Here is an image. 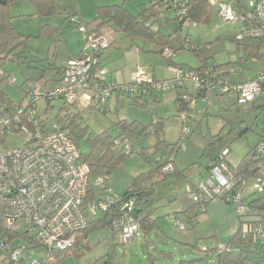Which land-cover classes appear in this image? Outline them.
<instances>
[{
    "label": "built area",
    "instance_id": "built-area-1",
    "mask_svg": "<svg viewBox=\"0 0 264 264\" xmlns=\"http://www.w3.org/2000/svg\"><path fill=\"white\" fill-rule=\"evenodd\" d=\"M209 2L222 22L238 25L236 42L264 39V0ZM151 4L158 10L162 23L179 27V31L171 35L173 40L183 39L178 33L199 27L200 23L192 18L191 0H152ZM72 23L82 35L86 53L68 62L57 79L29 81L25 89V106H9L0 101V142L15 134L27 138L24 146L0 153V264H29L28 259L39 249L44 250L46 258L34 260L31 264H54L56 255L71 249L77 234L86 230L91 220L120 200L114 190L106 187L109 180L106 176L94 182L103 195L85 205L90 167L83 161L71 130L64 129L56 118L44 119L40 115V102L62 101L73 112H80L93 103L103 107L115 97H120V101L131 99L151 103L161 94L179 92L181 108L177 117L182 126L181 134L173 152L157 159L158 163L164 164L163 173H170L175 170L176 154L185 149V143L192 134L190 113L199 101L210 106L213 94L219 97L233 95L239 105H249L264 98V70L253 79L238 84L228 78L237 70L226 69L220 73L217 66L200 70L177 67L173 71L175 76L166 81L144 72L137 73L128 83L108 81L100 56L109 48L108 37L89 35L87 26L78 17H74ZM183 48L194 50L196 47L187 41ZM161 53L166 59L175 54L170 46H164ZM0 75L4 76L2 71ZM6 81L16 84L11 76ZM187 84H191L198 97L184 92ZM262 119L264 122V110ZM116 145L127 153L133 150L126 137L118 139ZM228 151L211 165L210 177L200 181L195 188L186 187V193L192 204L223 200L236 205L238 215L245 216L248 212L246 191L264 195V130L258 145L249 155L250 160L256 161L257 175L254 178L239 174L229 164ZM135 203L134 198H129L121 208V217L111 226V231L124 245L131 244L139 234L140 223L134 215ZM172 219L175 228L185 229L175 216ZM18 224L22 229L20 233L13 230ZM243 232L253 234L255 241L263 240L264 224L259 223L255 227L246 224ZM11 235L14 239H9ZM202 249L210 252L207 248ZM216 250L219 254L237 251L225 244L218 245Z\"/></svg>",
    "mask_w": 264,
    "mask_h": 264
},
{
    "label": "rangeland",
    "instance_id": "rangeland-1",
    "mask_svg": "<svg viewBox=\"0 0 264 264\" xmlns=\"http://www.w3.org/2000/svg\"><path fill=\"white\" fill-rule=\"evenodd\" d=\"M149 1L55 0V15L47 20L36 15L35 7L28 0L11 1L10 15L13 18V25L22 35L29 38L28 52L22 65L9 63L3 67L16 80V84L12 85L5 80L0 83V91L7 96L13 106H25V83L42 77V80H45L52 75L49 69L46 70L45 76H42L41 71L42 64L48 62L50 46H52L51 57L56 54L59 64L70 55L76 56L82 50L83 53L85 52V42L82 40L80 31L77 28H71V21L62 24L67 17L70 18L79 12L84 22L91 23L96 17L98 7L122 4L131 14L138 15L142 9H148ZM149 24L151 31L157 35L154 38L127 37L121 39L118 49L112 47L110 41L112 38H107L111 52L107 55L109 58L105 62L114 69L119 68V75L114 77L115 81L122 83L123 74L130 78V74L136 75L140 72L151 74L157 77V80L166 81L172 77L177 67L198 70L207 62L209 67L217 66L220 73L226 69H243L246 77L264 70V62L253 58H249L246 64L239 65L243 51L235 41L238 25L222 22L217 15L209 24L200 23L197 29L188 28L178 33L183 36L181 40H173L170 37L179 31L178 26L161 25L160 22H153V20ZM43 25L62 26L61 32L52 39H38L36 37ZM111 26L101 30L100 34L105 36L111 30L115 33ZM119 33L122 38L124 35ZM187 41L195 47L204 45L202 54L182 48L181 45L185 46ZM166 45L175 52L171 59H166L161 53ZM208 46L209 49H207ZM44 67H49V64L47 63ZM106 77L110 81L108 72ZM24 84L25 88L22 89ZM176 95L175 91H170L164 102L158 104L136 102L131 99L118 101V103L113 98V103H107L106 107L100 106L103 111L106 110V113L99 111L97 105L88 112L86 111L89 108L80 111L85 112L82 115L84 114L85 124L90 131L97 134L107 132L116 138L120 133L118 124L123 121L138 122L141 128H146L148 133H151L143 137L135 134L131 138L134 152L117 166L112 178L106 182V187L114 190L117 195H124L137 177L153 168L157 157L165 153L168 146L169 153L173 150L181 130V123L175 113L174 96ZM211 97L213 103L209 107V116L202 118L203 122L199 124L190 121L193 131L186 141V152L181 151L175 159V166L181 175L184 174L183 177L171 178L156 188L151 213L153 219L158 220L159 229L156 234L159 237H156L155 233L152 234L153 244L151 250L148 248L153 262L142 249V233H139L131 244L124 245L107 229L95 231L91 235H86L84 231L79 232L75 248L70 254L67 250L55 258L58 261L57 264H105L106 262L110 264H218L217 255L220 254L216 251L215 255H209L210 252H204L202 248L212 251L220 244L227 245L231 242L238 228L236 205L227 204L223 200L217 201L208 207V214L203 213L198 217L193 227L187 219L180 218L184 230L174 228L171 217L192 205L186 193L187 184L197 183L201 176L208 178L207 164L220 156L224 149H230L228 162L237 167L256 148L264 130L261 109L264 103L258 100L249 105H239L234 96L226 95L223 99L215 98L214 95ZM63 105L62 101H42L38 104V110L44 119L50 116L56 118L61 114ZM74 114L77 112L74 111ZM160 121H164L165 127L160 124L163 123ZM239 128L247 129L246 133L239 136L237 133ZM26 143L25 136L15 134L4 142H0V153L20 148ZM80 149L82 153H89L90 147L85 140L81 141ZM143 152L145 155L142 156ZM144 156L149 160H146ZM247 192L248 190L246 194ZM13 230L18 233L22 231L19 224ZM42 257L46 258L44 250H36L28 259V263L31 264Z\"/></svg>",
    "mask_w": 264,
    "mask_h": 264
},
{
    "label": "trees",
    "instance_id": "trees-1",
    "mask_svg": "<svg viewBox=\"0 0 264 264\" xmlns=\"http://www.w3.org/2000/svg\"><path fill=\"white\" fill-rule=\"evenodd\" d=\"M11 1L13 0H6V5L0 4V71H2L4 74V76L0 75V83L5 81L7 77L11 76L4 70L3 67L9 63H17L18 66L22 65L23 61L27 58L28 52L29 38L22 35L13 25V18L10 15ZM28 1L31 2L35 7L36 15L42 17L43 19L54 17L55 0ZM151 3L152 0L149 1L148 9H142L138 15L131 14L123 4L120 6H102L97 8L96 17L91 23L84 22L81 14L77 12L70 18L67 17L62 24L64 25L65 23L71 21V28H76V26L72 23V19L74 17H78L87 26V33L89 35L95 34L98 36L100 35L101 30L112 25L119 32L125 35L126 38H154L157 35L151 31L149 24L150 21L153 20V22H160L161 25L165 24L160 21L158 10L153 8ZM191 3L192 18L195 21L209 24V22L215 17L216 13L210 5L209 0H191ZM61 28L62 26L52 27L49 25H43L36 38L52 39L53 37L60 34ZM236 43L241 46L243 51V56L238 62L239 65L242 66L246 64L249 58H253L255 60L258 59V61L264 62V39H249L243 43ZM181 46L183 48V45ZM192 51L199 52L196 48ZM208 66L209 63L203 65V67ZM177 100L179 101V99ZM0 101L7 103L9 106H13L12 102L7 99V96L2 91H0ZM94 106H96L99 111L106 113V110L103 111L100 105L94 103L86 112L94 109ZM180 108L181 106L179 104L178 110H180ZM261 109L264 110V105L261 107ZM82 113L85 114V112H77V114H74L71 109L63 105L61 114L64 115L60 114L57 116L56 121L64 129L67 128L71 130V135L78 144L79 148L80 143L83 140H85L90 147L89 153L81 152L83 161L86 162L90 167L89 184L85 198L86 205L97 200V198L103 195V191L95 185V180L97 178L106 176L110 180L117 166L134 152L132 150L127 153L123 148H119L116 145V141L122 137H126L131 142V138L134 137L135 134H139V136L143 137L151 135V133H148L146 128H141L138 122L127 123L123 121L118 124L120 133L116 138L112 137L107 132L97 134L90 131L89 127L85 124V117L84 114L82 115ZM160 124L164 126L163 123ZM239 129V131L237 130L239 136L244 135L247 131V129ZM161 143L162 142H160V144ZM167 148L168 149H166V152L161 154L160 157L167 154L169 146ZM250 153L235 168L239 174H243L249 178H254L257 175L255 170L256 161L249 159ZM143 155H145V152H143L142 156ZM144 157L146 160H149L148 157ZM163 168L164 164H160L156 160L153 168L137 177L124 195H118L120 200L117 201L116 204H114L107 212L101 213L98 218L89 222L88 227L86 230H84L86 235H91L93 232L100 230L108 229L111 231L113 222L122 215V206L129 201V198H134L136 202L134 206V215L140 223L139 233L143 234V240H145L143 241V251L150 261L153 262L148 250V243L150 241L151 235L156 233L159 229L158 220L153 219L151 213L152 204L156 195V188L171 178L181 179L184 175H181L180 171L176 167L174 172L170 173H163ZM190 186L195 188L194 184H190ZM248 199L250 200L248 201ZM248 199V212L245 216H237L239 223L238 228L231 239V242L227 244L228 246H232L233 248L237 249V251L223 253L217 256L219 259V264H264V238L263 240L255 241L253 234L247 235L243 232V226L245 223L251 224L252 227L257 226L259 223L264 224V195L253 194ZM208 207L209 203H205L203 205L192 204V206H190L188 209L182 211L181 215L185 216V218L193 227L194 224H196L198 217L203 213H207ZM178 215H172V223L174 222L172 219L173 216L179 220ZM2 236H4V234ZM8 237L9 239H14L13 235ZM77 241L78 238L73 247L68 250V254H70L71 250L75 248ZM216 251L217 250L214 249L210 251V254L215 255ZM60 254H57L56 258H58ZM57 263L58 261L54 262V264ZM106 264L110 263L106 262Z\"/></svg>",
    "mask_w": 264,
    "mask_h": 264
},
{
    "label": "crops",
    "instance_id": "crops-1",
    "mask_svg": "<svg viewBox=\"0 0 264 264\" xmlns=\"http://www.w3.org/2000/svg\"><path fill=\"white\" fill-rule=\"evenodd\" d=\"M47 20V19H46ZM106 28H108V27H106ZM110 28V27H109ZM111 28L115 31V33H112L111 34V32H108V33H106L105 35L107 36L109 33H110V35H108L107 37L108 38H112L110 41H111V43H112V47L114 46V49H118V48H120L119 46H118V44L121 42V39H125L126 37H125V35L121 38V34L119 33V31L117 30V29H115L113 26H111ZM105 29V28H104ZM171 37V36H170ZM83 40V39H82ZM59 42V41H58ZM201 45V44H200ZM204 47V45L203 46H196V49L199 51V53L200 54H202V48ZM110 48H108L107 50L105 49V50H103V52H101V54H100V56H101V62H102V64H101V66L103 67V68H105L106 70H107V72H108V74H109V78H110V80H116V79H114V77L115 76H118L119 74H118V72H119V68H117V67H115V69L114 68H112V66H109L108 65V63H106L105 62V60H107L108 58H109V56L107 57V55L111 52V50H109ZM207 49H209V46L207 47ZM52 46H50V49H49V52H48V64H49V67H44L47 63H43L42 65H43V68H41V71H42V76H45V73H46V70L47 69H49L51 72H52V75L50 76V77H48L47 79H57L59 76H60V74H61V70H62V68L67 64V62L68 61H72V59L73 60H75V59H77V58H80L82 55H83V50L79 53V54H77L76 56H74V55H70L65 61H62L61 62V64H59V62H58V56H56V54L55 55H53V57H51V55H52ZM75 54V53H74ZM74 56V57H73ZM103 56V57H102ZM104 57H106L104 60H103V58ZM45 61H47V59L45 60ZM208 63V62H207ZM206 63V64H207ZM205 64V65H206ZM201 68H203V66L201 67ZM200 68V69H201ZM43 69V70H42ZM200 69H198V70H200ZM241 71L239 72V69L236 71V72H234V74H231V75H229L228 76V78H229V81L230 82H232V83H235V84H238V83H240V82H243V81H247V80H250V79H253L255 76H256V74L259 72V71H261V70H259V71H257L256 73H254V74H252V75H250V76H248V77H246L245 75H244V71H243V69H240ZM263 70V69H262ZM112 71V72H111ZM123 76H124V79H123V82L122 83H125V82H131L132 80H133V78H134V76H135V74H133V75H131L130 74V78H128V77H126L124 74H123ZM175 75H174V73H172V77L170 78V79H172L173 77H174ZM43 78V77H42ZM42 78H38V79H35V80H39V79H42ZM107 78V77H106ZM126 78H128V80H126ZM154 78H156L157 79V77H155L154 76ZM169 79V80H170ZM30 81H33V79H31ZM118 82V81H117ZM28 82H26L25 84H27ZM25 84L22 86V89H24L25 88ZM184 92L186 93V94H189V95H191V96H196V97H198V95L196 94V92H195V90H193V87L191 86V84H187L186 85V87H185V90H184ZM177 95H176V97L174 96V100H175V102H176V104H175V113H176V118L178 119V117H177V115H178V108H179V101L177 100V99H179V95H180V93L179 92H175ZM214 96H215V98H224V97H226V96H224V97H219L217 94H213ZM167 96H168V93H165V94H161L160 96H158L153 102H155L156 104H158L159 102L160 103H162V102H164V100L167 98ZM227 96H233V95H227ZM235 97V96H234ZM114 99H116V102H118V101H120L121 100V98L119 97V98H114ZM211 99V105H212V103H213V101H212V97L210 98ZM259 100H261L263 103H264V98H262V99H259ZM153 102H151V103H153ZM110 103H113V100L111 99L110 100V102H109V104ZM119 103V102H118ZM145 103V102H144ZM210 105V106H211ZM264 105V104H263ZM262 105V106H263ZM107 106V103H106V105H105V107ZM210 106H205V104H203V102H198V105L195 107V109L190 113V119H191V121L192 122H195L196 124L198 123H202L203 121H202V118H204V117H208L209 116V112H210ZM262 113H263V110H262ZM178 121H180V120H178ZM161 122H163V124H164V127H165V123H164V121H161ZM181 123V122H180ZM181 128H182V126H181ZM163 130H164V128H163ZM164 132V131H163ZM180 134H181V130H180ZM180 134H179V136H180ZM179 136H178V138H179ZM178 138H177V141H178ZM177 141L175 142L176 144H177ZM132 143V142H131ZM133 147V146H132ZM186 149H187V146H186V143H185V149L183 150V152H186ZM226 150H229L228 152H230V149H228V148H226V149H224V151L221 153V155L226 151ZM133 151H134V149H133ZM173 152V151H172ZM171 152V153H172ZM181 151H178V153L176 154V157H177V155L180 153ZM171 153H169V152H167V154H171ZM220 155V156H221ZM220 156H217L216 158H214V159H212L208 164H207V166H206V170H207V172H208V178L210 177V167H211V165H212V163L215 161V160H217ZM229 156H230V154H229ZM176 157H175V159H176ZM158 158V157H157ZM231 164V163H230ZM240 164V163H239ZM238 164V165H239ZM237 165V166H238ZM232 166V165H231ZM176 167V166H175ZM234 167V166H233ZM236 167V166H235ZM177 168V167H176ZM178 169V168H177ZM208 178H202V176H201V179H199L198 181H197V183H188L187 184V186L186 187H188V186H190V184H194L195 185V187L198 185V183L200 182V181H202V180H205V179H208ZM189 182H191V181H189ZM109 188V187H108ZM251 195H253V192L252 191H248L247 192V194H246V200L251 196ZM121 196V195H120ZM174 200V199H173ZM188 200H189V198H188ZM250 199H248V201H249ZM190 201V200H189ZM217 201H222V200H217ZM217 201H215V202H212V203H209V206L210 205H212V204H215ZM247 201V202H248ZM192 203V202H191ZM226 203V202H225ZM227 204H229V203H227ZM231 205V204H230ZM190 206H192V205H190ZM189 208V207H188ZM187 208V209H188ZM186 210V209H185ZM185 210H182V211H185ZM181 211V212H182ZM181 212H179V213H177V215L179 216V219L181 218V219H186L185 218V216H183V215H181ZM207 214H208V211H207ZM171 222H172V220H171ZM237 222H238V220H237ZM173 224V223H172ZM246 224H249V223H245L244 224V226H243V230L245 229V227H246ZM238 225H239V223L237 224V227H238ZM173 227H174V225H173ZM175 228V227H174ZM177 229V228H176ZM236 230H237V228H236ZM236 230H235V232H236ZM112 232V231H111ZM159 232H160V230H159ZM234 232V233H235ZM113 233V232H112ZM113 235H114V237L116 236L114 233H113ZM155 235H156V237H159V235L158 234H156L155 233ZM152 236V235H151ZM138 237V236H137ZM136 237V238H137ZM144 237V236H143ZM135 238V239H136ZM143 241H145V240H142V243H143ZM159 241H161V240H159ZM164 243H166L165 241H164ZM149 245V249L151 250V247H152V239L150 238V241H149V243H148ZM167 244V243H166ZM143 247V249H144V245L142 246ZM156 251H157V249H156ZM209 255H211L210 253H209ZM217 256H219V255H217ZM166 260H169L168 258H166ZM165 264H168V263H165ZM218 264H219V259H218Z\"/></svg>",
    "mask_w": 264,
    "mask_h": 264
},
{
    "label": "water",
    "instance_id": "water-1",
    "mask_svg": "<svg viewBox=\"0 0 264 264\" xmlns=\"http://www.w3.org/2000/svg\"><path fill=\"white\" fill-rule=\"evenodd\" d=\"M6 0H0V4H2V5H6ZM142 249H143V247H142Z\"/></svg>",
    "mask_w": 264,
    "mask_h": 264
}]
</instances>
